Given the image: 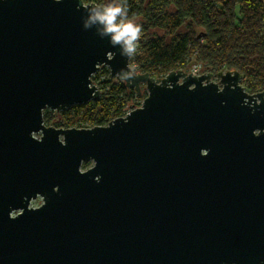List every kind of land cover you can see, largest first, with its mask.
I'll list each match as a JSON object with an SVG mask.
<instances>
[{
    "label": "water",
    "instance_id": "water-1",
    "mask_svg": "<svg viewBox=\"0 0 264 264\" xmlns=\"http://www.w3.org/2000/svg\"><path fill=\"white\" fill-rule=\"evenodd\" d=\"M96 5L0 0V264H264V91L237 70L134 72L104 25L85 29ZM101 67L142 104L46 125L101 97Z\"/></svg>",
    "mask_w": 264,
    "mask_h": 264
},
{
    "label": "trees",
    "instance_id": "trees-1",
    "mask_svg": "<svg viewBox=\"0 0 264 264\" xmlns=\"http://www.w3.org/2000/svg\"><path fill=\"white\" fill-rule=\"evenodd\" d=\"M84 2L100 5L105 0ZM128 9L129 18L142 25L139 49L130 62L137 73L163 77L173 70L188 71L194 58L217 77L222 71H239L250 93L264 91V0H128ZM92 78L101 97L62 111L59 126L107 125L147 96L144 87L141 92L127 87L107 67ZM44 121L53 124L49 109Z\"/></svg>",
    "mask_w": 264,
    "mask_h": 264
},
{
    "label": "clouds",
    "instance_id": "clouds-1",
    "mask_svg": "<svg viewBox=\"0 0 264 264\" xmlns=\"http://www.w3.org/2000/svg\"><path fill=\"white\" fill-rule=\"evenodd\" d=\"M56 2L59 3L61 0H56ZM79 7L78 5V10ZM99 9H102V11ZM84 10L87 12V16L84 18L85 29H90L92 24L99 21L100 24L104 25L99 35L105 37L107 34L111 33L110 44L113 47L120 44L123 46L120 55L129 60L135 58L140 45L142 25L129 18L128 0H105L103 4L91 8L85 6ZM121 72L124 73L125 70L122 69ZM167 87L172 89L174 85L169 83ZM244 104L250 106L253 109V113H255L257 108L255 104H249L247 100L244 101ZM253 135L255 136V130ZM208 153L209 150H201L203 156H207ZM95 179L99 182L101 177L97 176ZM57 189H59V187L55 189L59 192ZM10 218H12L11 212Z\"/></svg>",
    "mask_w": 264,
    "mask_h": 264
},
{
    "label": "rangeland",
    "instance_id": "rangeland-1",
    "mask_svg": "<svg viewBox=\"0 0 264 264\" xmlns=\"http://www.w3.org/2000/svg\"><path fill=\"white\" fill-rule=\"evenodd\" d=\"M135 22H136V20H134ZM202 30L201 29H197V32H200V37H202L203 35L201 34L202 32H201ZM155 32H158V31H155ZM159 33H162V31L160 32L159 31ZM195 62V59L194 58H192V60L190 61V63H189V68H190V66L193 64ZM132 68H133V70H134V72H139V71H137L136 70V68H135V66H132ZM204 70V69H203ZM206 72H208V71H206ZM202 74V73H201ZM156 78H159V77H156ZM213 81H219V78L217 77V76H213ZM95 82V81H94ZM97 85H98V83L97 82H95ZM99 86V85H98ZM143 89H145V88H143ZM144 100V99H143ZM136 101H141V103L143 102L142 101V99L141 100H137L136 99ZM140 106V105H139ZM127 110H129V108L127 109ZM52 113V117H53V123L54 122H57L58 120H59V118H60V116H59V112L58 111H55V112H51ZM83 168H86V167H83ZM39 202V201H38ZM37 204H39V203H35V204H33V206H37Z\"/></svg>",
    "mask_w": 264,
    "mask_h": 264
},
{
    "label": "built area",
    "instance_id": "built-area-1",
    "mask_svg": "<svg viewBox=\"0 0 264 264\" xmlns=\"http://www.w3.org/2000/svg\"><path fill=\"white\" fill-rule=\"evenodd\" d=\"M189 72H192V73H194V74H201V73H206V71L205 70H203V65L201 64V63H193L191 66H190V68H189V70H188ZM131 109L129 108V110H127V112L125 113V115L130 111ZM125 115H123V116H125ZM81 125H83V126H76V127H78V128H90V127H93V126H90V124H88V123H83V124H81Z\"/></svg>",
    "mask_w": 264,
    "mask_h": 264
},
{
    "label": "flooded vegetation",
    "instance_id": "flooded-vegetation-1",
    "mask_svg": "<svg viewBox=\"0 0 264 264\" xmlns=\"http://www.w3.org/2000/svg\"><path fill=\"white\" fill-rule=\"evenodd\" d=\"M59 116H60V118H59V120H58L57 122H54L53 124L48 125V126H55V127H62V128H73V127H76L75 125H76L77 123L74 124L73 126H69V127L59 126V124L63 123V121H64V118L61 117V112H59ZM45 124H46V123H45ZM46 125H47V124H46ZM38 201H39V202H38ZM41 202H42V198H41V197H38L36 200H33V201L31 202V205L33 206V204H35V203H39V204H37V206H38V205L41 204Z\"/></svg>",
    "mask_w": 264,
    "mask_h": 264
}]
</instances>
